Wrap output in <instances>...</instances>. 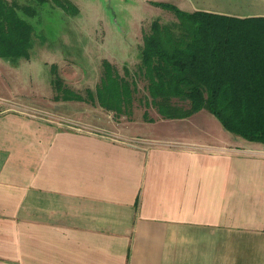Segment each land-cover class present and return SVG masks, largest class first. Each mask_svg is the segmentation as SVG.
Returning a JSON list of instances; mask_svg holds the SVG:
<instances>
[{
    "label": "crops",
    "instance_id": "obj_1",
    "mask_svg": "<svg viewBox=\"0 0 264 264\" xmlns=\"http://www.w3.org/2000/svg\"><path fill=\"white\" fill-rule=\"evenodd\" d=\"M167 1L264 17V0ZM18 105L36 115L0 111V264H264V143L206 109L107 125Z\"/></svg>",
    "mask_w": 264,
    "mask_h": 264
},
{
    "label": "trees",
    "instance_id": "obj_2",
    "mask_svg": "<svg viewBox=\"0 0 264 264\" xmlns=\"http://www.w3.org/2000/svg\"><path fill=\"white\" fill-rule=\"evenodd\" d=\"M31 1H48L72 15L71 0H0V58L28 59L37 14ZM160 4L176 21L153 20L143 35L139 62L121 74L105 60L95 90L62 88L51 68L54 100L97 104L116 118L130 117L143 83V97L163 119L186 118L202 109L234 135L264 143V17L235 18L202 11L186 12ZM145 121H153L144 113Z\"/></svg>",
    "mask_w": 264,
    "mask_h": 264
},
{
    "label": "rangeland",
    "instance_id": "obj_3",
    "mask_svg": "<svg viewBox=\"0 0 264 264\" xmlns=\"http://www.w3.org/2000/svg\"><path fill=\"white\" fill-rule=\"evenodd\" d=\"M71 1L79 8L77 14L70 15L51 6L48 1L38 4L30 2L38 10L36 15L26 18L33 28L30 55L28 59L20 58L14 63L0 58V96L13 99L15 102H9L14 105L22 103L52 110L60 121H63L62 118L88 121L97 117L96 121L101 120L107 125H144L147 122L144 120V113H147L154 123H164V119L141 97L142 82H139L140 94L134 102L130 117L116 118L112 112L85 101L54 100L51 68L54 70L53 74L62 81V88L69 87L80 93L87 88L95 90L105 60L114 64L121 74L125 67L134 69L139 62L143 35L149 31L153 20H177L171 10L160 4L170 2ZM150 126H144V129L152 132L153 127Z\"/></svg>",
    "mask_w": 264,
    "mask_h": 264
},
{
    "label": "built area",
    "instance_id": "obj_4",
    "mask_svg": "<svg viewBox=\"0 0 264 264\" xmlns=\"http://www.w3.org/2000/svg\"><path fill=\"white\" fill-rule=\"evenodd\" d=\"M13 108L18 109V110L22 111L24 114H27V115L35 114L34 112H30L29 110L25 109L24 107H22V108L19 107L18 104L14 105V104H11L9 101L0 98V111H9V110H12Z\"/></svg>",
    "mask_w": 264,
    "mask_h": 264
}]
</instances>
